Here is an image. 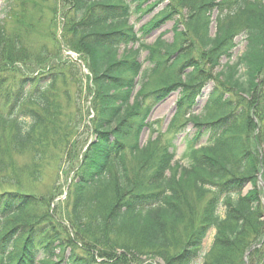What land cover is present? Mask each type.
<instances>
[{
    "label": "trees",
    "instance_id": "1",
    "mask_svg": "<svg viewBox=\"0 0 264 264\" xmlns=\"http://www.w3.org/2000/svg\"><path fill=\"white\" fill-rule=\"evenodd\" d=\"M18 1H7L2 12L9 16L13 11L15 16L10 19L16 25L8 29L0 24V99L5 101L0 103V123L13 121L14 150L33 145L36 152L33 163L23 166L6 162L4 152L0 155V186L11 183L17 190L16 195L13 190L0 191V264H56L53 257L65 264H95V253L109 257L105 250H122L133 259L148 256L164 264H197L200 258L202 264H244L246 253L260 243L250 253L248 264L264 259V204L256 188L264 159L252 151L249 135L254 102L262 106L257 117L264 126V0H235V7L218 16L217 33L212 37L206 27L210 20L204 14L208 1L188 3L191 31L202 42L201 57L180 53L183 46L164 41L145 45L127 23L131 11L137 12L144 0H63L68 7L60 37L53 34V46L36 50L28 45V31L23 32L26 12L23 0L19 5ZM168 16L161 13L153 23L158 25ZM239 35L246 45L234 58ZM176 41L184 45L187 39L176 37ZM129 44L138 47L126 51ZM122 46L125 52L119 58ZM142 50L147 52L149 70L139 61ZM69 52L80 55L92 75V87H85L93 96L94 115L87 132L94 139L86 150L78 148V135L71 143L76 125L85 122L86 115L77 117L63 103L73 105L71 89L77 82L72 81L76 78L72 68L80 72ZM34 57L37 63L27 69L34 62L29 58ZM190 60L199 69L179 73ZM19 64H23L21 68ZM207 65L219 67L217 79L206 75L212 74L206 71ZM156 78L160 79L154 81ZM152 79L154 89L145 96L153 95L154 102L183 84L178 103L182 111L177 113L176 125L184 110L193 116L205 85L214 81L203 115L193 120L200 128L193 141L206 137L209 145L192 150L190 167L175 164V154L169 149L162 148L157 159L148 160L144 156L149 145L139 149L129 144L135 131L149 126L145 96L133 94L137 87L147 89ZM81 83L83 86V79ZM260 133L264 143V129ZM64 145L66 157L74 153L78 161L71 203L75 241L61 235L48 212L41 217L33 213L34 195L24 191V182L18 178L24 172L40 178L53 153L50 150ZM129 147L137 158L135 169L125 161ZM3 149L7 148L0 143ZM209 160L210 166L206 164ZM249 183L254 184V191L242 196V188ZM187 188L210 197L198 226L187 224L191 220L185 207ZM220 205L226 206L224 219L218 214ZM211 230L216 234L203 255ZM118 234L128 242L117 240L114 236ZM76 241L83 252L73 250L66 256L68 245ZM14 247L16 251L10 252ZM38 252L44 254L39 260Z\"/></svg>",
    "mask_w": 264,
    "mask_h": 264
},
{
    "label": "rangeland",
    "instance_id": "2",
    "mask_svg": "<svg viewBox=\"0 0 264 264\" xmlns=\"http://www.w3.org/2000/svg\"><path fill=\"white\" fill-rule=\"evenodd\" d=\"M7 1L9 0H0V24L3 26L6 24L8 29L13 28L16 25L15 20H11L10 16H15L13 11H10L9 16L3 15L4 8L7 5ZM131 1V0H129ZM204 4L205 8V16L210 20V24H206V27H209V33L212 36H215L217 33V23L216 20L219 18L218 16L224 14L227 10L232 7H235V0H207ZM253 1V0H249ZM20 0L18 1L19 5ZM24 8L23 11L26 12L24 16V22L26 26L23 29V32H27L29 41L28 45L34 47L36 50H39L43 46H53L52 35L54 34L56 37H60L63 26V17L68 7L63 0H23ZM194 0H144L141 2L139 6L136 7V4L133 2L132 7H136L137 12H132L127 19V23L129 28L134 33L138 34L139 39L148 46L156 44L160 41H164L169 45H177L184 47L185 50L179 51L180 53L183 51H187V54L193 57L203 55L202 53V42L197 39V37L192 33L191 27L192 24L188 20L187 7L188 3H192ZM21 4V2H20ZM15 10V9H14ZM163 13L169 14L168 17H164L161 22L154 24V20L158 15ZM6 16L7 19H6ZM176 37L183 40L187 39L184 42V45H181V41H176ZM201 37V36H200ZM199 38V37H198ZM200 39V38H199ZM237 47L233 50L234 58L241 55L245 49V38L244 36H238L236 39ZM137 45H131L127 47L126 51H135L137 49ZM124 47H121L119 52V58L124 55ZM67 55L72 57L73 63L77 64L75 67L80 68V72L77 68H72L74 70L73 75L76 78H73L72 81L77 82V85L73 84L74 88L72 90V104L69 105L68 101H64V107L67 111L76 112L77 117H79L82 113L85 116L83 119L85 122H78L76 128L74 129V135L71 138V143L74 142L77 135L79 136L77 146L78 148L86 149L87 145L91 143L94 139V136L87 132L89 129L88 126L91 127V119L93 118L94 112L92 108L93 96L90 95V92L86 89V85L90 84L92 87V75L89 71V68L84 65L80 55H77L73 52L67 53ZM205 56V55H204ZM73 57L75 59H73ZM147 52L142 50L139 61L143 64V69H151L150 63L147 61ZM173 59H175L173 57ZM28 60L25 58V61ZM196 61V59L194 58ZM34 61L32 64H29L27 69L37 63V58L33 59L29 58V62ZM222 63H225L223 60ZM23 64H19L20 68ZM24 67V66H23ZM193 69H199L196 66V63L190 60L186 67L179 70V73H190ZM206 71L212 73L207 74V76L212 77V79H217L218 73L220 71L219 67H211L210 65L205 66ZM208 72V73H209ZM83 76L85 78H83ZM81 79L84 80V85L82 86ZM160 78L154 79V81L159 80ZM181 81L184 82V78L182 77ZM182 82V83H183ZM183 84L177 85L174 89L170 91L169 96L165 97L162 101L158 102L152 99L151 95L145 93L147 91H151L154 89L153 79L147 85V89L141 90L139 87L135 89L133 97L137 96L139 93L144 97V104L148 105V112H146V126L142 128L138 132L135 131L132 135L131 140H129L130 145H137L140 149L146 145H149V149L145 152L144 158L151 160L152 158L157 159L160 155L157 151H161L163 149H169L171 153L174 151L175 158L174 161L181 166L190 167L193 165L192 160V150L196 152L200 147H207L209 144L207 143V138H201L199 141H193L194 134L199 127L194 125L193 120L195 117H201L203 115L202 109L208 103L210 97L212 96L214 81H209L203 91L201 97L198 99L197 105L193 109V115H187V110H184V115L178 116L179 123H176V116L180 110L178 103L180 100V92L183 89L181 86ZM82 86V87H81ZM84 91H80L83 89ZM64 99V98H63ZM5 101L0 99V103H4ZM76 104V106H75ZM253 108L251 109L250 119L252 120L250 123V137L252 141V151L257 153L259 159H264V143L262 142L260 130L264 129L262 125V121L259 120L258 115V107L262 110V106L258 105L257 102L253 103ZM28 107H32L33 104L27 103ZM68 114V113H67ZM241 117V115H240ZM4 120V119H3ZM184 124V125H182ZM73 129V128H72ZM13 121L10 119L7 122L0 123V143L2 146L7 149L0 150V155L6 154L5 161L12 163L14 166H23L29 163H33L34 161V153L36 149L33 145L21 146L19 150H14L11 145V138L13 134ZM264 137V135H263ZM81 142V144H80ZM76 147V146H75ZM132 147V146H130ZM130 147L125 149V161H127L128 165L131 166V169H135L137 165V158L132 154ZM11 149V150H10ZM53 152L50 154L49 163H47L43 170V174L40 178L34 179L29 174V172H24L22 174H18L19 180L24 182V191L32 193L34 197V211L35 215L38 217L43 216L48 212L50 217L52 216V220L55 222V225L61 232V235L68 239L76 240L74 238V229L71 225V212H72V201H73V185L76 183L75 179V171L77 169L78 161L72 156H67L69 158L68 163L66 161V150L65 145L60 149L57 147L52 148L50 150ZM4 152V153H3ZM11 157V158H10ZM1 159V157H0ZM258 159V158H256ZM206 161V160H205ZM210 162L207 161V165L210 166ZM177 165H175L176 167ZM260 171L257 174V184L256 188L262 193V202L264 204V165L263 163L259 164ZM177 168V167H176ZM63 173V174H62ZM61 174V176H59ZM180 177V176H179ZM73 181V182H72ZM0 191L5 190H13L15 187L11 186V183L1 184ZM6 186V187H5ZM4 187V188H1ZM17 188V187H16ZM254 184L249 183L242 188V196L250 195L254 191ZM189 193L186 194L187 200L185 201L187 205L185 207L188 208V216L187 219H191L187 224L192 223L191 225L201 223L202 214L204 212V208L210 199V197L206 196H198V194L191 192L190 188H187ZM17 191V190H16ZM16 191H12L13 194H17ZM190 213L195 214L192 218ZM218 214L224 219L226 218V206L220 205L218 210ZM216 234L215 230H211L204 241L203 244V255H205L209 250L213 243L214 235ZM119 241L128 240L125 237H121L119 234L114 236ZM121 239V240H120ZM262 243L255 244L251 248L253 251L258 249ZM73 250L77 253H82L84 249H81L80 243L78 241L71 242L66 249V256L69 255ZM16 251L15 247L10 252ZM58 253V252H57ZM42 252H38L37 259H41L43 257ZM106 256L109 257L102 258L100 254L95 253L94 257L97 261L95 264H116V261H119V264H164L161 260L153 259L148 256H143L141 258L135 257L133 259L129 255H125L122 250L117 251H108L105 250ZM249 254L247 257L244 256V264H248V259L250 257ZM15 256V255H13ZM258 257V256H255ZM52 261L56 264H65V262H59L58 259L53 257ZM264 259L258 260L257 263H249V264H263ZM45 263V262H44ZM203 258H200L197 261V264H202Z\"/></svg>",
    "mask_w": 264,
    "mask_h": 264
},
{
    "label": "water",
    "instance_id": "3",
    "mask_svg": "<svg viewBox=\"0 0 264 264\" xmlns=\"http://www.w3.org/2000/svg\"><path fill=\"white\" fill-rule=\"evenodd\" d=\"M252 250V249H251Z\"/></svg>",
    "mask_w": 264,
    "mask_h": 264
}]
</instances>
